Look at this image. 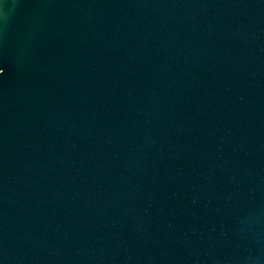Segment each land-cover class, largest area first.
<instances>
[{"label": "water", "instance_id": "95a60500", "mask_svg": "<svg viewBox=\"0 0 264 264\" xmlns=\"http://www.w3.org/2000/svg\"><path fill=\"white\" fill-rule=\"evenodd\" d=\"M0 264H264V0H0Z\"/></svg>", "mask_w": 264, "mask_h": 264}]
</instances>
